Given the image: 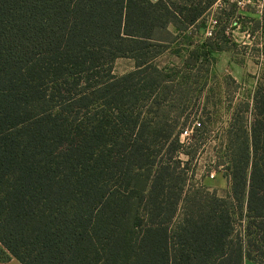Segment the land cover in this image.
<instances>
[{
	"label": "trees",
	"instance_id": "obj_1",
	"mask_svg": "<svg viewBox=\"0 0 264 264\" xmlns=\"http://www.w3.org/2000/svg\"><path fill=\"white\" fill-rule=\"evenodd\" d=\"M202 1L0 0L1 260L264 264V80L222 132L220 194L189 182L196 88L170 70L201 72L198 57L227 46L209 37L179 70L158 59ZM124 56L135 68L118 75Z\"/></svg>",
	"mask_w": 264,
	"mask_h": 264
},
{
	"label": "rangeland",
	"instance_id": "obj_2",
	"mask_svg": "<svg viewBox=\"0 0 264 264\" xmlns=\"http://www.w3.org/2000/svg\"><path fill=\"white\" fill-rule=\"evenodd\" d=\"M206 2L203 0L202 5ZM257 10L256 7L239 9L231 0H213L185 31L179 32L170 27L178 36L177 40L158 57L161 66L179 70L192 50L203 52V45L209 37L217 40L218 46H227L226 49L214 51L207 48V55L198 57L204 63L201 72L192 73L186 69L179 73L177 69L170 70L172 75L179 74V77L185 72V79L192 82V88H196L187 101L186 114L189 116L182 130H192L191 135L186 139L180 137L187 150L193 147L197 149L187 169L189 182L204 184L220 194L228 191L231 184L223 166L218 169L213 167L217 156L222 157L226 153L222 132L238 104L244 100L251 102L259 81L264 80V12ZM134 68V59L124 56L115 60L113 72L121 75ZM227 77L238 83L237 87L231 83L234 86L231 96L225 94ZM148 102L146 100L144 103ZM203 123L208 133L203 134V129L196 130ZM190 144L192 146L188 148ZM180 157L182 160L189 159L184 153ZM245 264L250 263L246 261Z\"/></svg>",
	"mask_w": 264,
	"mask_h": 264
},
{
	"label": "built area",
	"instance_id": "obj_3",
	"mask_svg": "<svg viewBox=\"0 0 264 264\" xmlns=\"http://www.w3.org/2000/svg\"><path fill=\"white\" fill-rule=\"evenodd\" d=\"M239 9H247L248 7H256L258 12H264V0H231ZM190 131V132H189ZM189 129H185L181 132L180 137L186 139L191 135ZM213 176V174H212Z\"/></svg>",
	"mask_w": 264,
	"mask_h": 264
},
{
	"label": "crops",
	"instance_id": "obj_4",
	"mask_svg": "<svg viewBox=\"0 0 264 264\" xmlns=\"http://www.w3.org/2000/svg\"><path fill=\"white\" fill-rule=\"evenodd\" d=\"M250 264H258L252 261H247ZM0 264H23L22 262H20L18 259H16L15 257H11L8 260H1L0 259Z\"/></svg>",
	"mask_w": 264,
	"mask_h": 264
}]
</instances>
